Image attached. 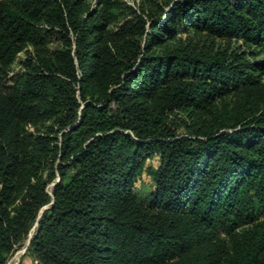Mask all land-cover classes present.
<instances>
[{
	"label": "trees",
	"instance_id": "obj_1",
	"mask_svg": "<svg viewBox=\"0 0 264 264\" xmlns=\"http://www.w3.org/2000/svg\"><path fill=\"white\" fill-rule=\"evenodd\" d=\"M171 13L161 21L170 37L183 28L264 53V0H181ZM40 22L65 34L63 50L38 58L10 93L0 85V264L50 202L29 245L39 264H264L255 217L264 211V107L226 109L207 131L185 125L182 135L169 116L203 117L232 85H258L264 58L238 48L155 52L154 33L102 47V29L70 0H4L0 69ZM40 118L54 119V135L25 133ZM155 151L146 205L133 178Z\"/></svg>",
	"mask_w": 264,
	"mask_h": 264
},
{
	"label": "rangeland",
	"instance_id": "obj_2",
	"mask_svg": "<svg viewBox=\"0 0 264 264\" xmlns=\"http://www.w3.org/2000/svg\"><path fill=\"white\" fill-rule=\"evenodd\" d=\"M4 1V0H0ZM16 2L18 0H7ZM61 1V0H59ZM79 16L88 26H99L102 29L101 46L114 44H125L140 41L144 43L149 33H154V40L151 50L162 52L167 49L190 47L213 52H226L238 48L239 51H247V58L251 62L262 61L264 53L259 54L247 50L243 42L236 38L210 36L206 33L199 34L186 29H178L175 36L170 37L163 32L161 21L166 15H170L171 7L181 0H70ZM37 35L30 39L25 47L19 51L11 60L5 61L0 69V85L5 93H10L15 84L28 71L34 70V64L38 58H52L63 50L64 38L58 28L51 24L40 22L36 28ZM69 38L74 40V35L69 31ZM264 107V70L261 82L258 85H232L226 94L216 97L209 111L205 110L203 117H197L183 110H173L169 116L176 127V134H187L185 125L190 128L199 126L198 130L203 132L210 128V123L215 116L226 109H240L247 114L259 113ZM111 108H114L113 103ZM173 126V127H174ZM55 128L53 118H40L36 122L24 125L25 133L33 136L54 135ZM140 164L138 173L133 178V192L137 198L148 205L154 197L155 189L153 184L154 172L160 163L158 152H145ZM59 162L58 157L53 160ZM71 171V170H70ZM44 175L42 178H44ZM59 181L55 178L47 183L46 189L50 193L53 185ZM52 202L41 207L31 226L28 234L14 246L5 258L4 264H39V260L30 250V242L37 230V223L41 214L50 207ZM256 219L264 220V211H258ZM249 226V225H248ZM223 237H228L224 230Z\"/></svg>",
	"mask_w": 264,
	"mask_h": 264
}]
</instances>
